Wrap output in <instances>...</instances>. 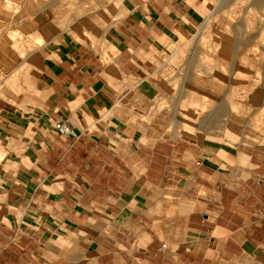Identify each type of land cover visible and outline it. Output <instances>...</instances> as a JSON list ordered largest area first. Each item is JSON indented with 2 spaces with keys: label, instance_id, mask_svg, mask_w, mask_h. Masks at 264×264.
<instances>
[{
  "label": "rangeland",
  "instance_id": "obj_1",
  "mask_svg": "<svg viewBox=\"0 0 264 264\" xmlns=\"http://www.w3.org/2000/svg\"><path fill=\"white\" fill-rule=\"evenodd\" d=\"M99 1L57 0L42 12L45 45L51 46L43 58L42 72L47 81L49 77L45 93L37 91L33 81L25 96L9 97L7 87L14 84L10 73L25 67L15 73L18 90L27 83L21 78L29 74V65L36 76L41 71L34 62L0 64V93L6 94H0V146L7 152L0 163V264H38L51 251L72 253L83 248L76 241L58 239L56 225L38 219L49 215L51 199L47 195L56 197L60 181L42 167V139L53 133L55 120L47 112L49 83L55 65L77 47L92 55L117 93L113 107L100 120L107 123L103 125L106 132L111 130L108 125L118 129L126 123L134 125L146 149L153 147L161 154L162 165L186 153L193 157L202 154L208 167L225 172L205 179L211 189L224 185V216L232 218L235 211L241 222H264V201L259 197L264 198V192L249 190L254 179L249 169L264 174V74L255 70L264 67V0H171L169 4L166 0H128L131 10L124 13L118 0L104 11H100ZM106 2L108 8L111 0ZM153 3L163 14H153L149 7ZM234 8L237 15H228ZM240 8L253 9L239 16L243 13ZM187 9L212 14L202 26L190 30ZM102 18L106 21L100 23ZM239 18L247 25L249 45L239 50L241 61L233 65L243 72L229 74V61L225 59V66L218 61L230 49L221 52L217 45L221 34H228L223 33L224 27L230 28ZM158 23L163 27L153 26L152 32L141 27ZM164 27L172 34L168 40L163 39ZM114 36L120 45L115 44ZM144 40L148 46H143ZM224 93L231 96L226 99L230 107L237 102L233 115L228 109L214 125L202 127V119L212 114L208 109ZM42 188L48 191L43 193ZM61 256L60 261L67 257ZM241 263L264 264V255L257 252L255 258L242 257Z\"/></svg>",
  "mask_w": 264,
  "mask_h": 264
},
{
  "label": "crops",
  "instance_id": "obj_2",
  "mask_svg": "<svg viewBox=\"0 0 264 264\" xmlns=\"http://www.w3.org/2000/svg\"><path fill=\"white\" fill-rule=\"evenodd\" d=\"M56 1L0 0V48L3 49L0 64L34 62L41 71L36 76L29 65V74L23 75L28 83L21 84L14 94L7 92L9 97L25 96L33 81L37 91L45 93L49 89V77L47 81L42 69L43 58L51 46L45 45L46 25L41 14ZM106 1H99L100 11L114 7V0L108 8ZM166 1V4L171 2ZM118 3L123 13L131 10L128 0ZM149 7L155 16L163 14L154 3ZM240 9L243 13L238 15L243 16L253 8ZM211 12L199 15L187 9L189 29L202 26ZM235 12L236 8L228 15H237ZM104 21L102 18L100 23ZM153 26L162 25H141L148 32H152ZM165 28L163 39L168 40L172 34ZM246 30V24L239 18L230 28L224 27L223 33H228L223 35L226 41L220 36L218 49L230 51L218 63L225 66V59L228 60L229 74L243 72L233 65L241 61L239 50L249 45ZM113 41L120 45L117 36ZM142 43L148 46L146 40ZM40 47L43 48L38 50ZM55 67L49 83L47 112L55 120L66 121L74 134L63 137L53 130L42 139L43 170L60 181L56 197L47 195L51 199L47 203L49 215L38 219L42 224L56 225L58 239L76 241L83 248L72 253L51 251L38 264H242V257L255 258L257 252L264 255L262 219L241 222L235 211L232 218H226L224 185L211 189L205 182L215 172L224 176L223 170L208 167L202 154L193 157L186 153L162 165L161 154L153 147L146 149L139 140L140 132L130 123L120 129L108 125L111 130L106 132L103 125L107 123L100 120L113 107L117 93L84 49L75 48ZM255 70L264 74L262 66ZM229 98L222 94V99L208 109L212 114L202 119V127L214 125L228 109L233 115L237 102L234 100L236 104L230 107ZM103 109L106 110L101 117L99 111ZM113 119L118 120L115 116ZM108 123L112 122L108 120ZM2 146L0 163L7 154ZM249 176H254L249 190L264 192V174L249 169ZM259 197L263 202L262 195ZM61 255L67 257L60 261Z\"/></svg>",
  "mask_w": 264,
  "mask_h": 264
},
{
  "label": "built area",
  "instance_id": "obj_3",
  "mask_svg": "<svg viewBox=\"0 0 264 264\" xmlns=\"http://www.w3.org/2000/svg\"><path fill=\"white\" fill-rule=\"evenodd\" d=\"M53 129L55 133L63 137L74 134L71 130L70 125L62 119H58L53 122Z\"/></svg>",
  "mask_w": 264,
  "mask_h": 264
},
{
  "label": "bare ground",
  "instance_id": "obj_4",
  "mask_svg": "<svg viewBox=\"0 0 264 264\" xmlns=\"http://www.w3.org/2000/svg\"><path fill=\"white\" fill-rule=\"evenodd\" d=\"M13 2H15V1H13ZM27 3H28V2H27ZM40 8H41V7H40ZM40 8H39V10H40ZM45 8H46V7H45ZM210 12H211V11H210ZM211 13H212V12H211ZM16 14H17V13H16ZM209 15H211V14L209 13ZM209 18H210V17H209ZM245 18H246V17H245ZM259 19H261V18H259ZM14 21H15V20H14ZM250 21H251V20H250ZM250 21H249V22H250ZM251 22H253V21H251ZM244 23H245V22H244ZM247 24H248V23H247ZM248 25H249V24H248ZM250 26H251V25H249L248 27H250ZM246 27H247V25H246ZM6 28H7V27H6ZM4 29H5V28H4ZM0 31H1V30H0ZM3 32H4V31H3ZM246 32H247V31H246ZM29 34H30V33H29ZM261 34H262V33H261ZM258 35H259V33H258ZM2 37H3V36H2ZM3 38H4V37H3ZM260 42H261V41H260ZM2 51H3V49L0 48V52H2ZM24 51H25V50H24ZM3 54L5 55V53H3ZM22 59H23V58H22ZM8 60H9V59H8ZM23 60H24V59H23ZM22 65H23V64H22ZM20 66H21V65H20ZM20 66H19V67H20ZM22 67H23V66H21V68H22ZM21 68L15 70L13 73H10V74H12L11 77H10V76L7 77V78L10 77L9 79H14V81H13L14 84H11L10 86L8 85L9 88L7 87V89H8L9 91H12V93L15 92L14 89L17 90L16 88L18 87V83H17V81H15V78L18 77L16 74H18L17 71H21V70H22ZM23 68H25V67H23ZM1 69H2V68H1ZM15 73H16V74H15ZM10 74H9V75H10ZM25 74H26V73H25ZM19 75H20V74H19ZM26 75H27V74H26ZM21 80H22L23 82H26L23 78H21ZM19 83H20V82H19ZM27 83H28V81H27ZM193 85H194V84H193ZM15 86H16V87H15ZM20 86H21V85H20ZM20 86H19V87H20ZM9 91H8V92H9ZM17 91H18V90H17ZM7 94H8V93H7ZM13 94H14V93H13ZM211 94H212V93H211ZM210 100H211V99H210ZM208 101H209V100H208ZM211 101H212V100H211ZM213 101H214V100H213ZM213 101H212V102H213ZM219 107H221V105H219Z\"/></svg>",
  "mask_w": 264,
  "mask_h": 264
}]
</instances>
